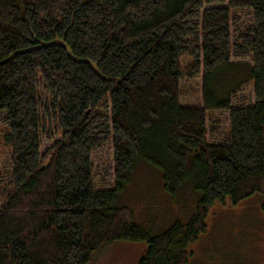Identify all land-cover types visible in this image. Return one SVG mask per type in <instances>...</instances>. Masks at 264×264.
<instances>
[{
    "label": "trees",
    "instance_id": "obj_1",
    "mask_svg": "<svg viewBox=\"0 0 264 264\" xmlns=\"http://www.w3.org/2000/svg\"><path fill=\"white\" fill-rule=\"evenodd\" d=\"M0 137V264H90L118 240L189 264L217 202L264 196V0H0ZM139 162L196 191L188 222L157 231L119 203Z\"/></svg>",
    "mask_w": 264,
    "mask_h": 264
},
{
    "label": "rangeland",
    "instance_id": "obj_2",
    "mask_svg": "<svg viewBox=\"0 0 264 264\" xmlns=\"http://www.w3.org/2000/svg\"><path fill=\"white\" fill-rule=\"evenodd\" d=\"M234 16L239 28L249 27L252 23L249 11L234 12ZM237 73L238 70L234 69L218 80L227 78L228 81ZM240 88V92L233 98L235 104H243L245 97L254 101V88L250 82H245ZM201 99L202 90L199 83L197 100L201 101ZM226 117V115L220 117L222 124L218 129L221 131L225 127ZM50 144L49 142L47 145ZM9 150L10 148L0 137V171L1 165L6 166L8 162ZM94 156L97 167L113 163L111 150L107 145L95 152ZM109 183L112 185L113 180L111 179ZM181 190L183 191L177 199L171 197L163 187L162 172L139 162L131 177V184L122 193L119 203L133 209L137 223L152 226L160 231L177 219L188 222L193 215L197 199L196 191L191 186H185ZM263 204L262 194L252 195L238 205H234L230 199H226L224 204L217 202L210 209L206 219L207 232L189 248L191 251L189 264H264ZM147 252L148 245L144 241L118 240L95 251L90 264H139L140 259Z\"/></svg>",
    "mask_w": 264,
    "mask_h": 264
}]
</instances>
